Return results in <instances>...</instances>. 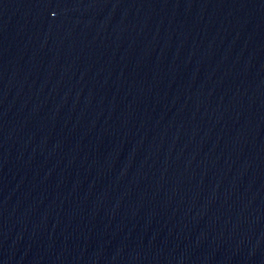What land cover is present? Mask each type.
Listing matches in <instances>:
<instances>
[{"label": "water", "instance_id": "water-1", "mask_svg": "<svg viewBox=\"0 0 264 264\" xmlns=\"http://www.w3.org/2000/svg\"><path fill=\"white\" fill-rule=\"evenodd\" d=\"M0 264H264V0H0Z\"/></svg>", "mask_w": 264, "mask_h": 264}]
</instances>
